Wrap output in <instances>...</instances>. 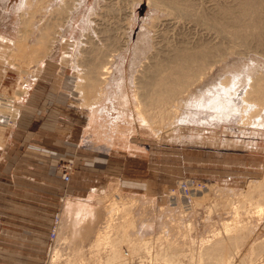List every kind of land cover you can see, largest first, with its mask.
<instances>
[{"label":"rangeland","instance_id":"1","mask_svg":"<svg viewBox=\"0 0 264 264\" xmlns=\"http://www.w3.org/2000/svg\"><path fill=\"white\" fill-rule=\"evenodd\" d=\"M64 1L37 5L38 0H0V98L11 105L0 106V139L13 129L17 138L0 151V264H70L68 258H74L73 264H100L108 248L92 244L109 205L118 200L129 205L135 220L131 236L150 246L147 252L129 255L125 264H158L153 251L162 227L183 245L174 258L198 264L202 240L221 234L222 222L232 218L221 200H237L247 183L263 173L264 105L244 102L241 96L255 76L264 81V37L260 45L233 44L200 22L195 12L181 18L148 0H73L51 53L23 76L10 56L21 16L34 11L32 42ZM189 1L193 11L220 18L224 15L218 7L233 2ZM260 15L264 18V11ZM108 44L121 48L110 62L104 97L91 111L75 89L79 72L86 68L79 59L99 47L106 53ZM196 44L222 48L223 54L215 55L218 60L184 92L185 100L175 103L177 111L167 121L149 124L140 119L133 95L140 64L151 65L153 55L179 45ZM89 46L96 50H87ZM65 75L72 80L62 79ZM46 90L51 94L45 96ZM29 96L35 110L24 111ZM12 108L18 110L16 117ZM242 113L252 115L246 124ZM21 116L25 124L18 128ZM26 129L29 137L22 142ZM194 191L208 192V198L195 204ZM77 207L83 215H73ZM257 226L231 264H252L246 252L253 238H264V216Z\"/></svg>","mask_w":264,"mask_h":264},{"label":"bare ground","instance_id":"2","mask_svg":"<svg viewBox=\"0 0 264 264\" xmlns=\"http://www.w3.org/2000/svg\"><path fill=\"white\" fill-rule=\"evenodd\" d=\"M232 1V3L222 4L218 7V13L224 15L223 18H220L219 16H210L209 14L208 16L203 13L202 10L193 11L195 8L192 7L193 4L189 0H148L149 3L161 7L162 9H170V12H174L176 16H180L181 18L190 17L194 14L193 12H195L199 15L198 19L200 22L214 29L218 32L217 34L227 38V40L231 41L233 44L247 46L251 41H254L257 45H260L264 37V18L260 15L261 12L264 11V0ZM38 2L37 5H39L42 0H38ZM72 4H74L73 0H71V2L66 0L55 8L53 13L50 10L52 13L51 16L39 27L38 34L32 42H29L28 38L32 26V19L35 15L34 11L31 10L28 16H21L22 27L18 38L15 40L14 47L10 49V56L12 57L11 61L18 64L17 66L20 67V72L23 76L24 74L29 75V73L34 70V68L30 70V67L34 64L39 66L43 58L51 53L54 40L59 31L58 27L67 19L69 11L73 6ZM35 8L36 6L34 9ZM128 21L130 23V20L127 19V22ZM110 41L108 42L110 43ZM217 47H219V45ZM111 48L107 50L106 53H103L104 49L101 50L99 47L94 53L93 51H95L96 48L92 49L89 46L87 50L91 49L93 54H87V52L85 54L82 53L85 56L79 59V63L83 65L86 64V68L81 69L79 72L78 80L75 82V89L82 95V104L86 106L95 105L97 101H100L102 97H104L103 89L110 73V62L116 50L121 47L119 45V47L116 48L115 45L114 48ZM167 52L168 51H166V54L159 55L161 57L157 56L155 53L156 56L152 54L153 61L151 65L140 64L141 68L138 69L139 74L135 77L136 85H134L137 90L133 94L135 99V111L140 119L143 118L149 124L167 121L168 115L172 112L175 114L177 111V105H175V103H180V101L183 102V100H185L181 97L184 92L198 82L204 73L211 68V65L218 60L217 58L214 59V57H216L215 55L218 54L220 56L223 54L222 48H216V46L202 47V45L197 44L194 46L179 45L169 50L168 53ZM224 52H227V50ZM140 88L146 91L141 93ZM17 90H20L18 94H20L21 91H26L25 88L23 90ZM19 96L20 95H16L14 97ZM241 100L244 102H253L257 107L264 105L263 77L255 76L249 82V86L242 92ZM4 101L6 102V100ZM10 102H12V100ZM7 103H3L1 100L0 106L8 109L11 108V105ZM14 109L15 108H12L13 112H11V114L16 117L18 110ZM251 113H254V111ZM251 116L250 114L242 113V124H246L251 119ZM207 195L208 192L197 194L194 191L191 197L195 204H201L204 199L208 198ZM116 200L118 199L116 198ZM118 201L112 202L109 205V214L104 221L105 224L102 225L103 229H99L92 244L95 249H99L100 247L108 248L106 254L103 251L102 254H105V256L100 260V264H125V259L127 260L129 255L147 252L150 247L147 241L142 239L139 240L131 236L132 234L129 230L135 228V220L131 214L129 205H127L126 202ZM218 203L219 202H216L213 206H217ZM221 203V207L228 210L229 213L232 214V218L229 221L226 220L222 222L221 234H216L213 237L202 240L199 250L196 253L198 256V264H231L233 254H237L238 249L244 246L248 239L250 240L252 233L256 227H258L257 225L259 224L260 218L264 216V169L259 179L247 183L244 190L239 193L237 200L225 198L221 200ZM188 207L189 206H187V208ZM253 215L257 217L254 220L251 218ZM168 234L169 233H166L165 229L162 227L160 234L157 235L159 242L153 251L154 258L158 261V264H181V261L179 262L174 256L182 253L181 248L183 245L181 247L182 243L176 239L170 238ZM255 238L251 240L249 245L247 244L248 251L246 254L252 264H264V238L260 240H256ZM122 243H126L127 250L120 247L123 246L124 248ZM75 248L77 247L75 246ZM94 254L97 255V252ZM189 254L190 257L194 256V253L190 252ZM67 262L73 264L74 258H68ZM138 264L144 263L140 260Z\"/></svg>","mask_w":264,"mask_h":264},{"label":"crops","instance_id":"3","mask_svg":"<svg viewBox=\"0 0 264 264\" xmlns=\"http://www.w3.org/2000/svg\"><path fill=\"white\" fill-rule=\"evenodd\" d=\"M46 58V57H45ZM44 60V59H43ZM43 60L39 63V64H41L42 62H43ZM56 78H58V73H55V75H54ZM61 78L62 79H69V80H72V77H70V76H68V75H65V76H61ZM40 80H42L41 78L39 79V81ZM72 83V81H68V85H70ZM75 83V82H74ZM36 86V85H35ZM35 86H34V88H35ZM71 87L72 86H64V88L65 89H71ZM34 88H33V90H34ZM26 92V91H25ZM33 92V91H32ZM52 93H57V92H52ZM60 94H62V92H59ZM51 94V92L49 91V90H46V92H45V96H47V95H50ZM54 94V95H55ZM65 94V93H64ZM31 95H32V93H31ZM30 95V96H31ZM29 96V98L27 99V101H26V103H25V105H24V111L26 110V111H30V110H35V108H34V106H33V101H30L31 99V97ZM103 99V98H102ZM102 99L100 100V101H102ZM100 101H97V103L94 105V104H92V105H89V106H87V107H89L90 108V110L91 111H95L98 107H97V105H98V103H100ZM86 106V105H85ZM93 108V109H92ZM58 110H59V112L61 111L59 108H57ZM58 112V113H59ZM17 114H18V112H17ZM22 115V114H21ZM24 124H25V122H24V118H23V116H21L20 117V119H19V121H18V128L19 127H24ZM16 129L14 130H11L10 132H9V134H8V136H6L5 137V139H0V151L2 150L1 149V147H3V146H6V145H8L9 143H12V142H14L15 140H17V138H16ZM22 134H21V141L23 142L24 141V139H27L28 137H29V131H28V129H26L25 131H22L21 132ZM74 210H76L75 211V213H74ZM74 210H72L71 211V214H73V215H79V216H81V215H83V209H81L80 207H77V208H75Z\"/></svg>","mask_w":264,"mask_h":264}]
</instances>
